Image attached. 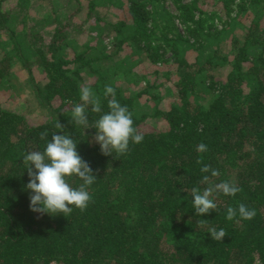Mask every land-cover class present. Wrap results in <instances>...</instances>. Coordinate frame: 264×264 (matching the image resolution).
Segmentation results:
<instances>
[{
	"label": "trees",
	"instance_id": "1",
	"mask_svg": "<svg viewBox=\"0 0 264 264\" xmlns=\"http://www.w3.org/2000/svg\"><path fill=\"white\" fill-rule=\"evenodd\" d=\"M202 1L87 0L85 21L94 18L96 29L79 43L85 23L72 21L79 1L76 11L65 16L60 3L51 0L43 20L52 27L44 35L33 24L18 31L13 11L0 0V86L12 74V62L20 61L38 103L48 112L46 120L30 124L25 113L0 104V264H264V0H238L234 18V0H220L224 17L203 9ZM30 3L17 0L18 9L25 12ZM104 3L124 10L129 20L107 23L111 32L104 33L96 11ZM166 3L177 12L168 11ZM246 14L251 15L248 25L237 20ZM216 21L243 30L241 45L235 37L238 46L231 62L220 54L224 29H217ZM104 34L111 47L97 49ZM94 36L95 44L90 40ZM7 43L11 48L2 54ZM67 47H72L70 56ZM190 48L195 52L192 61L186 54ZM124 51L129 53L122 57ZM165 52L171 54L178 83L177 100L162 109L156 106L161 98L155 84L133 92L131 82L118 77L130 73L144 78L137 70L149 68L144 58L155 67L170 61L162 58ZM145 53L149 55L143 57ZM129 54L135 60L125 65ZM102 60L110 66L101 68ZM85 85L101 103V113L86 108L89 127L109 111L111 97L104 96V87L111 85L117 101L133 114L141 143L130 142L124 155L105 156L93 140L94 128L70 122L71 108L81 103L79 90ZM143 96L146 103L139 108ZM148 116L162 118L165 128L141 129ZM42 132L48 133L46 139L40 138ZM53 133L75 140L96 177L88 188L92 199L87 208L73 206L66 217L29 209V177L22 160L30 151H43ZM200 143L206 152H197ZM198 158L202 164L196 163ZM203 164L217 169L219 176L201 173ZM204 175L212 184L235 182L241 191L235 196L214 193L217 209L198 216L190 192L208 186L201 183ZM68 182L73 187L82 183L75 176ZM239 203L254 209V218L227 220V207ZM201 219L207 220L203 227ZM208 227L223 228L228 235L213 241Z\"/></svg>",
	"mask_w": 264,
	"mask_h": 264
},
{
	"label": "clouds",
	"instance_id": "2",
	"mask_svg": "<svg viewBox=\"0 0 264 264\" xmlns=\"http://www.w3.org/2000/svg\"><path fill=\"white\" fill-rule=\"evenodd\" d=\"M104 96L111 97L107 101L109 111L101 114L94 124L89 127V119L86 108L91 106V111L101 113L100 99L94 94L90 86H82L79 90L81 103L74 104L71 108L70 122L83 126L84 129L94 128L93 140L99 144L103 155L109 156L116 153L124 155L129 150V144H139L143 136L134 127L132 113L127 106H122L116 99L115 89L111 85L104 87ZM56 127L63 130V126L57 122ZM47 132L40 133V138L46 139ZM197 152H206L207 146L200 143ZM29 181L26 188L30 190L29 209L39 214H63L65 217L71 214L73 206L80 211H84L92 197L88 191L96 177L90 165L82 159L77 152V143L70 138L69 134L51 135L50 140H46L43 151L33 150L24 155L22 160ZM197 164H202V158H198ZM201 173H210L211 177L219 176V171L210 165L203 164ZM79 178L82 183L78 187H73L69 182L70 177ZM209 175L202 177L201 183L208 186L201 190L193 187L190 192L191 202L195 214L201 216L213 212L217 209V204L213 199L214 193H222L225 196H235L241 189L232 181H222L220 183H209ZM256 215L254 209H249L245 204L239 203L236 207H227L225 218L229 221L239 216L242 220H251ZM207 220H200L198 224L205 226ZM213 241H221L228 235L223 228L217 230L215 227H208Z\"/></svg>",
	"mask_w": 264,
	"mask_h": 264
},
{
	"label": "rangeland",
	"instance_id": "3",
	"mask_svg": "<svg viewBox=\"0 0 264 264\" xmlns=\"http://www.w3.org/2000/svg\"><path fill=\"white\" fill-rule=\"evenodd\" d=\"M3 8L8 10L11 9L13 11V23L14 26L17 28L18 31L24 30V27L30 26V25H39V30L43 32L44 35H47L51 27L50 24H45L43 18L44 14L47 12H50V9L52 7L51 0H30L29 8H26V11L23 12V10L18 9L17 6V0H1ZM54 1V0H53ZM59 4V10L62 8V12L65 14V16L73 13V11H76L77 9V2L79 1L81 8L77 10V14L75 13L73 16L72 21L74 24L78 23H85L84 24V34L78 33L77 41L79 43H83L85 40H88L89 37H86V33L94 32L96 29V26L94 25V18L85 21L87 18V0H57ZM187 2L188 0H184ZM236 2L238 0H234L233 4L231 5V17L234 18L237 15V9H236ZM200 6L205 10H214L218 13L219 17H224V9L223 5L220 0H203L200 2ZM165 7L168 11L171 13H176V8L171 3H166ZM22 9V8H21ZM97 15L102 16L103 23L100 24L102 26V30L104 33L111 32L110 27L108 26L109 23H115L117 21H120L122 19L129 20V15L124 12L122 9H118L114 6H110L106 3H104L103 6H100L97 8ZM96 15V16H97ZM128 18V19H127ZM251 15H240L237 17V20L240 21L242 24L248 25L250 21ZM108 23V24H107ZM216 27L217 29H224L222 34L220 35V38L222 40L221 47H220V54L226 55L228 61H232L235 56L236 46H238L237 43L234 42L236 39L235 37L239 38L240 42L239 45L242 43V39L240 38L242 36V28L240 26L233 27L230 30V27H226L223 25L222 22L216 21ZM180 29V27H179ZM182 32V29H180ZM106 34L102 35L100 38V46L97 47V49H103L105 46L107 49L111 47V40L109 38H106ZM4 36V35H3ZM264 37V36H263ZM5 37H3L4 40ZM259 38H262V35H259ZM93 44L97 43V38L94 36L92 39H90ZM216 40V39H215ZM217 41V40H216ZM29 45V43H28ZM212 47H215L212 46ZM10 45L7 43V47H3L1 49L2 54H7L8 49H10ZM130 51V50H129ZM129 51L121 52L120 55L123 57L124 55H127ZM28 57H32V50L31 48L26 50ZM67 55H71L72 53V47H67V50L65 51ZM187 58L189 61H192V55L195 54L194 50L192 48L187 50ZM149 54L145 53L143 57H147ZM128 58V59H127ZM163 59H168L169 62L167 63H158L154 67V64H152L150 61L144 58V64L145 66H149V68L142 67L141 69H137L138 73L145 74L144 78L137 77L132 74H126L125 76H119L118 78L120 80H127L131 82L129 85L130 88H133V92L136 91L137 88H144L145 86L150 85H156L155 92L157 95L161 98L158 105H156L158 108H167L170 104L174 103L173 101H176V85L178 83V76L175 71V65L171 58V54L169 52H165L164 55H162ZM126 60V61H125ZM135 60V57L128 56L125 57V65H129V63H132ZM101 68L106 69L110 66V61H99ZM248 65V64H247ZM250 65V63H249ZM229 63H227L226 67L228 68ZM22 65L20 61L14 60L12 62V74L7 79V83L0 86V104L3 109L7 110H13L21 113H25L27 120L30 124H37L41 123L43 120H46L48 112L45 107L40 105L37 101L36 94H35V88L32 81L27 80L26 76L23 73V69L21 68ZM154 68L158 69V73L155 74L153 72ZM221 71H223V69ZM142 71V72H141ZM122 77V78H121ZM118 84L122 85V83L117 82ZM154 93V91L152 92ZM155 93L151 97L154 96ZM152 99V98H151ZM148 100L147 105L150 104L151 106L154 105V102L152 100ZM146 103L145 96L140 98L138 100V106L141 108V105ZM137 106V108H138ZM148 111V110H146ZM166 123L162 120V118L159 117H151L148 116L145 119V122L141 124V129L147 130V129H163L165 128Z\"/></svg>",
	"mask_w": 264,
	"mask_h": 264
}]
</instances>
